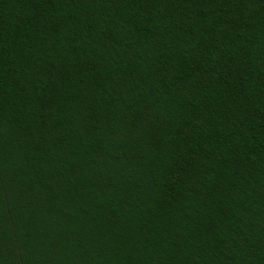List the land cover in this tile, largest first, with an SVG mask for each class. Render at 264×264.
Instances as JSON below:
<instances>
[{
	"label": "trees",
	"instance_id": "16d2710c",
	"mask_svg": "<svg viewBox=\"0 0 264 264\" xmlns=\"http://www.w3.org/2000/svg\"><path fill=\"white\" fill-rule=\"evenodd\" d=\"M0 264H264V0H0Z\"/></svg>",
	"mask_w": 264,
	"mask_h": 264
}]
</instances>
